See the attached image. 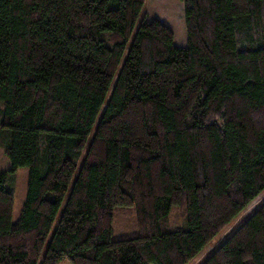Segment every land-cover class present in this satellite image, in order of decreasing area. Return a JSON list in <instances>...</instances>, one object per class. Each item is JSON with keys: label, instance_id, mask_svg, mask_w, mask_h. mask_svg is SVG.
<instances>
[{"label": "trees", "instance_id": "obj_1", "mask_svg": "<svg viewBox=\"0 0 264 264\" xmlns=\"http://www.w3.org/2000/svg\"><path fill=\"white\" fill-rule=\"evenodd\" d=\"M181 1L185 47L147 0H0V264H191L262 195L264 0ZM201 264H264V203Z\"/></svg>", "mask_w": 264, "mask_h": 264}, {"label": "rangeland", "instance_id": "obj_2", "mask_svg": "<svg viewBox=\"0 0 264 264\" xmlns=\"http://www.w3.org/2000/svg\"><path fill=\"white\" fill-rule=\"evenodd\" d=\"M184 10V3L181 0H147L145 6V12H148L152 17L160 19L174 31L175 43L179 47H185L188 45ZM10 168L11 161L6 155L4 148L0 146V173L8 171ZM28 174V167H20L15 173L16 194L13 220L18 218L27 196ZM263 203L264 192L240 215L236 221L230 225V227L226 228L216 236L210 245L203 250L191 264H201ZM62 210L63 208L61 209L59 216L61 215ZM180 210V207H174L170 213V221L174 227L182 223L179 217ZM138 233L139 230L136 223L135 208L126 206L116 207L113 222V238L117 240L130 238L137 236ZM44 254L45 250L42 252L38 264H41ZM58 264L72 263L68 258H64L60 260Z\"/></svg>", "mask_w": 264, "mask_h": 264}]
</instances>
